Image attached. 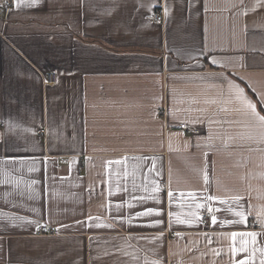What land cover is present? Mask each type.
I'll list each match as a JSON object with an SVG mask.
<instances>
[{
  "label": "crops",
  "instance_id": "1",
  "mask_svg": "<svg viewBox=\"0 0 264 264\" xmlns=\"http://www.w3.org/2000/svg\"><path fill=\"white\" fill-rule=\"evenodd\" d=\"M259 4L0 0V264H260L264 144L227 102L264 115Z\"/></svg>",
  "mask_w": 264,
  "mask_h": 264
},
{
  "label": "snow or ice",
  "instance_id": "2",
  "mask_svg": "<svg viewBox=\"0 0 264 264\" xmlns=\"http://www.w3.org/2000/svg\"><path fill=\"white\" fill-rule=\"evenodd\" d=\"M38 2H39V0H33V6L35 4H37ZM241 3H243V0H241ZM259 6L260 7H264V4H259ZM165 14L167 15V11H166ZM245 15H247V13H245ZM212 62L216 63L215 60H213ZM232 89L235 90V94L234 95L232 94ZM229 97L230 98H229V100L227 102L228 103L235 102V103L238 104V107L235 109V111L240 113L244 117L243 123L245 124V126L247 128H249L252 133H255L258 136V141L257 142L260 143V144H264V115H261L257 111L256 104L253 103L245 95V93L243 92L242 89H240L238 86H235V85H230ZM224 111H227V109H224ZM211 122L212 121H210V123ZM226 122H228V121H226ZM232 122H234V121H232ZM232 122H228V123H232ZM212 138L213 137H212V135L210 133L208 139L211 140ZM248 138L255 140L256 136L250 134ZM205 155H207V153H205ZM125 159H127V158H125ZM116 163H122V161H117ZM153 191L158 192V191H160V189H159L158 186H156V187L153 188ZM168 195L171 198L172 197V192L169 191ZM205 199L208 200V201H211V200H214V199H217V198L209 196V197H206ZM242 199H243V197L240 196V195L232 197V200L234 202H236V203H238ZM157 202H159V201L157 200ZM220 203L223 204V203H225V201L224 200H220ZM196 207L197 208H202V207H204V205L197 204ZM208 211L211 213V212H213V209L211 207H209ZM139 215H143V216L156 215V216H159V215H161V211L157 210V209H148L146 212L140 213ZM171 215H173V214L170 213V216ZM191 215L192 216H196V213L193 212V213H191ZM234 215L240 217V220L237 221L238 223H242V222H244L246 220V216H245V213L243 211H236L234 213ZM176 222L177 223H185V221L180 220L179 217L176 218ZM212 223L216 224L215 215L212 216ZM237 235H238L237 233H233L232 234V238L235 240ZM239 235H241V236L248 235V236L251 237L253 243L256 242L257 234L255 232L246 233V234L241 233ZM158 239H162V234H161V237H158ZM233 251L235 253L236 250L233 249ZM240 251H245V249L241 248ZM262 253H264V250H262ZM145 264H163V261L161 259L157 258L156 260H152V261H147L146 260ZM237 264H248V262L240 261V262H237ZM260 264H264V258L261 259Z\"/></svg>",
  "mask_w": 264,
  "mask_h": 264
},
{
  "label": "built area",
  "instance_id": "3",
  "mask_svg": "<svg viewBox=\"0 0 264 264\" xmlns=\"http://www.w3.org/2000/svg\"><path fill=\"white\" fill-rule=\"evenodd\" d=\"M9 3L6 2V5H8ZM152 20L159 24L163 22V13L161 10H157L153 15H152ZM56 81V76L55 75H49L46 79H45V83H55ZM181 129H186L185 125H181L180 126ZM39 133H44V129H40L38 131ZM69 162L68 158H60L57 167L59 169L62 168L63 165L67 164ZM212 218V213H210L209 211H205L202 214V227L205 228L207 227L208 222L211 220ZM48 228L47 227H40L38 230V233L42 234V233H47Z\"/></svg>",
  "mask_w": 264,
  "mask_h": 264
}]
</instances>
